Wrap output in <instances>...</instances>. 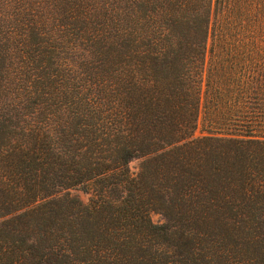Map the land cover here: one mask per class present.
<instances>
[{
  "label": "trees",
  "instance_id": "16d2710c",
  "mask_svg": "<svg viewBox=\"0 0 264 264\" xmlns=\"http://www.w3.org/2000/svg\"><path fill=\"white\" fill-rule=\"evenodd\" d=\"M0 264H264V0H0Z\"/></svg>",
  "mask_w": 264,
  "mask_h": 264
},
{
  "label": "rangeland",
  "instance_id": "374dc122",
  "mask_svg": "<svg viewBox=\"0 0 264 264\" xmlns=\"http://www.w3.org/2000/svg\"><path fill=\"white\" fill-rule=\"evenodd\" d=\"M197 134H199V132H197ZM145 161L146 158L143 157L132 159L128 165L131 173L135 176L138 175ZM72 193L73 195L77 196L81 201L85 203L89 201L90 196L81 191H74ZM150 216H151V220L155 224H164L166 222V218L161 213L152 212Z\"/></svg>",
  "mask_w": 264,
  "mask_h": 264
}]
</instances>
